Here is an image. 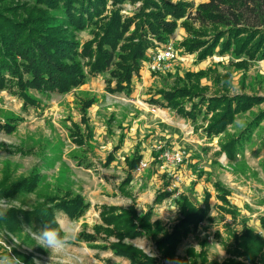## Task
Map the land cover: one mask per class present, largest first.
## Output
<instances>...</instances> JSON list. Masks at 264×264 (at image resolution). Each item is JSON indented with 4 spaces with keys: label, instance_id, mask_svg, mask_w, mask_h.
I'll list each match as a JSON object with an SVG mask.
<instances>
[{
    "label": "rangeland",
    "instance_id": "rangeland-1",
    "mask_svg": "<svg viewBox=\"0 0 264 264\" xmlns=\"http://www.w3.org/2000/svg\"><path fill=\"white\" fill-rule=\"evenodd\" d=\"M169 1L186 2L191 8L182 18H166L175 23L166 41L148 36L151 44L129 89L114 90L113 64L91 72L90 57L76 58L82 81L66 92L26 89L21 94L15 83L0 89V187L23 178L35 180L31 192L6 198L14 202L11 210L31 212L52 198L58 202L79 197L87 204L77 219L49 204L54 216L74 220L79 228L78 242L67 254L53 258L52 264H130L103 248L118 238L104 232L112 225L101 218L102 208L115 207V213L133 208L136 216L148 214L152 228L158 225L161 232L170 233L182 218L178 203L182 196L196 207L207 206V213L198 225L188 228L172 259H162L151 232L122 242L155 259V264H222L228 258L223 242L233 243L227 230L239 233L246 227L264 239V61L237 55L233 47L221 52L220 45L202 59L197 51H186L189 40H211L218 28L187 20L188 12L205 0ZM111 3L108 0L105 6L107 17L117 8L123 18L132 17L142 6V0ZM96 31L91 24L75 31L80 51ZM196 32L205 35L196 37ZM197 73L201 75L186 76ZM192 85L206 100L245 95L256 101L248 110L234 113L224 132L208 135L205 128L212 118L208 101H186V110L197 105L190 118L160 106L166 103L163 93ZM87 102L92 103L82 120ZM233 140L237 144L229 158L222 147ZM134 156L140 160L130 171L125 159ZM159 195H165L160 202L156 201ZM19 219L20 232L10 233L0 226V240L13 246V255L22 257L23 264L24 260L32 264L33 258L51 264L50 253L36 246L24 230L38 231L40 225L33 216L30 223L21 215Z\"/></svg>",
    "mask_w": 264,
    "mask_h": 264
},
{
    "label": "trees",
    "instance_id": "trees-1",
    "mask_svg": "<svg viewBox=\"0 0 264 264\" xmlns=\"http://www.w3.org/2000/svg\"><path fill=\"white\" fill-rule=\"evenodd\" d=\"M107 1L24 0L15 3V0H0V89L15 83L20 87L21 94L26 89L66 92L82 81L77 57L93 58L91 72L104 71L113 64L110 75L116 80L114 90L129 89L132 75L139 70V60L151 44L148 36L159 42L166 41L165 36L175 24L174 21L168 22L166 18H182L191 8L186 2L172 4L169 0H142L141 8L132 17L123 18L118 12L119 8L113 9L107 17L103 15ZM111 1L112 6H116L128 0ZM187 20L200 27L218 28L211 40L197 38L185 44L186 51H197L199 59L212 54L213 49L220 45L221 52L233 47L237 55L244 54L251 59L264 61V0H205L193 12H188ZM90 24L97 31L93 40L86 42L80 51L75 31L83 30ZM203 35L204 32H196L195 36ZM199 75L201 73L186 74L196 77ZM198 91L196 85L176 88L163 93L165 104L156 100H151V103L160 104L161 107L174 110L181 117L190 118L197 105L186 110V101L189 102L192 98L198 99L199 103L208 101L207 111H211L212 118L205 130L208 135H216L224 132L234 113L248 110L256 101V98L245 95L206 100ZM91 103L87 102L83 106L82 120L85 119V109ZM236 144L237 140H233L222 147L229 158L233 157ZM108 159L110 161L111 155ZM139 160V156L126 158L128 169L135 170ZM129 179L130 175L127 181ZM34 186L35 180L23 178L0 187V197L10 198L19 192H31ZM165 195L157 196L156 201L160 202ZM54 199L31 212L18 213L10 210L6 218L0 219V226L17 234L21 230L19 215L28 223L33 216L42 228L46 223L52 222V208L63 211L70 219L79 218L87 208V204L79 197L58 202ZM178 203L182 218L170 233L161 232L162 228L158 225H155V229L154 225L152 228L148 222V214L136 216L133 208L115 213L117 208L103 207L100 216L107 225H112L111 229L105 228L104 232L109 235L115 233L118 238V242L103 248L128 259L130 264H155V259L122 242L124 238H135L141 236L142 232H151L162 259H172L188 228L198 225L207 213V206L196 207L185 196ZM49 204L53 205L51 209ZM261 226L264 230V220H261ZM160 233L162 235L158 237ZM227 233L233 243L223 242L228 258L222 264L264 263V239L260 235L246 227L239 233H229L228 230ZM188 253L194 254L192 250H188ZM198 255L203 256L202 253ZM24 261L29 264L27 260Z\"/></svg>",
    "mask_w": 264,
    "mask_h": 264
},
{
    "label": "clouds",
    "instance_id": "clouds-1",
    "mask_svg": "<svg viewBox=\"0 0 264 264\" xmlns=\"http://www.w3.org/2000/svg\"><path fill=\"white\" fill-rule=\"evenodd\" d=\"M13 201L0 197V219L7 217V213L13 207ZM24 230L36 241V246L42 247L50 253L51 264L53 258L63 256L78 242L79 228L74 220H66L54 216L52 222L46 223L40 230L34 231L31 227ZM14 245L19 242L12 239ZM0 246L5 251L0 252V264H23V258L13 255L12 248L5 240H0ZM32 264H40V261L33 258Z\"/></svg>",
    "mask_w": 264,
    "mask_h": 264
},
{
    "label": "built area",
    "instance_id": "built-area-1",
    "mask_svg": "<svg viewBox=\"0 0 264 264\" xmlns=\"http://www.w3.org/2000/svg\"><path fill=\"white\" fill-rule=\"evenodd\" d=\"M166 55H168V52H166Z\"/></svg>",
    "mask_w": 264,
    "mask_h": 264
}]
</instances>
